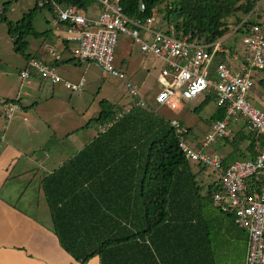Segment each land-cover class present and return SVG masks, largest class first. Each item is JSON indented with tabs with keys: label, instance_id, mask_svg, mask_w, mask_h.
I'll return each mask as SVG.
<instances>
[{
	"label": "trees",
	"instance_id": "trees-1",
	"mask_svg": "<svg viewBox=\"0 0 264 264\" xmlns=\"http://www.w3.org/2000/svg\"><path fill=\"white\" fill-rule=\"evenodd\" d=\"M140 2L145 4L143 12ZM162 2L164 14L161 20L157 18L161 28L172 29L179 38L186 36L189 41L204 43L224 37L231 30L228 18L233 15L234 33L243 35L251 24L262 25L258 21L264 14L256 13L255 20L246 18L254 12L250 13L255 6L251 0H120L124 13L130 16L161 13ZM52 3L87 11L89 0H46L43 5L36 0L14 22L4 10L0 12L13 50L23 54L26 63L36 58L27 53L26 37L39 38L48 33V29L35 30L34 17L40 8L52 9ZM224 48L221 44L216 58H224ZM61 62L49 61L55 66ZM210 99L215 100L213 94L201 99L193 110L200 111ZM223 115L224 109L217 105L207 123ZM176 120L191 140L190 127ZM92 121L101 126L110 124L40 179L51 232L60 247L79 264L94 256L98 264H216L213 231L221 229L220 215L233 220L211 204V193L218 186L213 182L204 185L200 180L206 168L184 156L171 119L155 114L147 104H131L126 110L102 99L97 115L87 124ZM224 141L231 146L223 156L224 165L255 158L264 142L251 131Z\"/></svg>",
	"mask_w": 264,
	"mask_h": 264
},
{
	"label": "built area",
	"instance_id": "built-area-1",
	"mask_svg": "<svg viewBox=\"0 0 264 264\" xmlns=\"http://www.w3.org/2000/svg\"><path fill=\"white\" fill-rule=\"evenodd\" d=\"M44 1H38V5H43ZM96 1L100 10L94 15H84L82 10L70 4L52 3L56 22L63 27L62 41L73 43L72 56L97 66L103 77L126 81V71L113 62L117 36L126 34L139 46L141 53L162 62L158 75L160 89L154 97L156 103L165 104L172 98L191 101L196 97L204 99L209 94L214 95L216 104L224 109L223 118L211 122L208 131L197 142L186 137V129L176 119H171L170 124L184 156L215 174L212 182L218 189L211 193V204L230 214L234 224L247 233L245 264H264V142L255 158L236 160L228 165H224L222 155L207 150L212 143L225 138L232 140L230 124L240 119L245 120L249 131L264 140V108L255 106L249 97L253 72L264 71V0H251L255 6L250 13L254 12L246 18L256 11L263 12L262 19L256 20L262 25L251 24L249 32L241 35V44L246 51L236 63L233 62L236 58H216V52L221 50V44L228 36L211 43L196 39L189 41L186 36L177 37L172 29L157 27L154 13L130 16L124 13L120 0ZM139 10H145L143 2L139 3ZM46 49L52 59H59L54 49L50 46ZM223 51L226 53V48ZM31 71L52 84L61 80L57 66L49 61L31 58L19 74L29 79ZM63 84L72 91L81 92L85 78L76 82L63 80ZM126 85L136 96L132 104L145 107L137 86L128 81ZM130 107L127 106L126 110ZM19 108L16 102L8 103L5 117L10 119Z\"/></svg>",
	"mask_w": 264,
	"mask_h": 264
},
{
	"label": "rangeland",
	"instance_id": "rangeland-1",
	"mask_svg": "<svg viewBox=\"0 0 264 264\" xmlns=\"http://www.w3.org/2000/svg\"><path fill=\"white\" fill-rule=\"evenodd\" d=\"M35 2L36 0H0V12L4 10L5 16L14 22L23 13L31 9ZM164 8L165 2H162L160 4L161 13L156 12L155 14L160 20L164 14ZM99 10V3L96 0H89L87 11L82 10L81 13L94 15ZM256 13L261 12L257 11ZM256 13L251 16V19L256 18ZM234 20V15L228 18L231 30L223 37L228 36V38L222 42L225 48L230 50L232 49L231 46L235 49L237 43L241 42V35L232 33ZM54 21L56 19L53 9L40 8L34 17L33 26L36 31L48 29V33L46 36L39 38L27 36L26 40L28 41L27 53L33 54L40 44L51 43L54 50L63 58L57 66V72L61 80L55 84L39 75L31 76L29 79L20 76L19 71L26 67L25 56L13 50L12 38L7 33V25L5 22H0L1 88H4L3 84H5L4 78L6 76V88L5 91L1 89V92H4L2 93L3 96L9 97L15 95L19 89L18 96L23 104H27L25 109H21L20 106L12 114L14 116L11 122L17 121L20 124L15 132L14 140L18 142L23 150H26L25 153L36 154L39 162L38 166L32 165L33 168L28 164L30 168L28 167L29 169L25 171L27 168H25L26 160H24V164L21 162L20 167L15 171V173H18L19 168L23 167L21 178L16 177L15 181L26 186L24 196L15 203L26 215L38 221L50 231L52 221L40 187V178L75 154L89 141L95 131L101 129L99 123L92 121L89 125L87 124L91 118L97 115L100 100L107 99L115 103L118 109L126 108L128 104L136 100V96H133L128 90L126 85V81H128L137 86L139 93L151 111L159 116H164L166 119L180 120L184 125L190 127L192 134L199 138L208 131L207 119L209 120L217 107L216 101L210 99L200 111L195 112L193 108L199 104L201 97H196L191 101L172 98L165 104L156 103L154 97L160 89L158 75L162 62L151 55L141 53L139 46L133 39L123 33L117 36L113 49V62L127 72L126 81L111 76L103 77L100 69L92 63L78 62L76 59L68 61V57H73L70 53L74 49L73 43H68L69 48L66 50L60 36L56 37L51 34L50 28ZM156 26L159 27L158 24ZM81 77L85 78V85L81 92L72 91L63 84V80L76 82ZM253 88L250 93L255 89ZM12 90L14 93H12ZM24 91L27 94H24ZM5 111V105L0 104L1 126L9 121L4 119ZM21 115H24V119L27 120H22ZM31 120H35L33 127H29ZM235 126H239V123L234 124L233 127ZM10 133H13V131H10ZM224 142H221L220 148L227 146V151H230V144ZM2 143L0 141V146ZM214 147L216 148V144H212L207 150H214ZM219 150L222 152H220V155L227 153V151L223 152V149ZM44 151L50 157L45 161H43ZM214 177L215 174L207 168L199 176L204 185L212 182ZM220 221H222L221 229L214 230L212 234L215 263L244 264L247 250V233L235 225L234 222L232 223L229 216L220 215ZM65 255L72 261V264H79L68 253ZM85 264H98V259L94 256Z\"/></svg>",
	"mask_w": 264,
	"mask_h": 264
},
{
	"label": "crops",
	"instance_id": "crops-1",
	"mask_svg": "<svg viewBox=\"0 0 264 264\" xmlns=\"http://www.w3.org/2000/svg\"><path fill=\"white\" fill-rule=\"evenodd\" d=\"M50 32L56 37L60 36V39L63 40L62 24L54 21L51 25ZM63 44V47L67 50L69 48V45L64 41ZM52 45L53 44L51 43L40 44L35 52L31 54V56H35L36 58L44 61L55 60L48 55V51L46 49L47 46H50V48L54 49ZM237 46L235 47V49L233 48L234 50L226 48L227 51L225 53V56L228 59L236 58L233 61L234 63H236L237 60L242 59L246 51L241 42L237 43ZM58 56V60L62 61L63 58L61 57V55L58 54ZM120 68L122 69V67ZM36 75L37 73L33 71L32 76L35 77ZM4 79V88H1L0 85V104L5 105V108H7L8 104L4 101L6 99H15L17 100L16 103L21 106V109H25L27 104H23L21 98L18 96L19 89L17 90L15 95L12 94L13 96H3L2 93L4 92H1V89L5 91L6 76ZM252 80V88L254 87L255 89L253 88L254 90L252 93H250L249 91V97L255 106L264 108V71H254L252 74ZM12 93H14L13 90ZM23 93L27 94L26 91H24ZM131 104H128L127 106ZM13 116L14 115H12L10 119H7L4 116V119H7L9 121H7L5 125H0V132L2 131V133H0V141L3 142L0 146V264H72V261H70L67 255H65L66 252L58 244L55 235L48 228L42 226L38 221L33 220L28 215H26L23 210L19 208L15 203L16 201L22 199V197L24 196V191H26V186H23V183H17L15 181L16 177L18 179L21 178L23 167L19 168L20 170H18V173H15V171L18 169V167H20L21 162L24 164V160H26L25 168H27L25 171H27L30 166L33 168L32 165L34 164L35 166H38L39 162L36 154L25 153L26 150H23L21 146L18 145V142L14 140L16 136L15 132L20 127V124L17 121L11 122L13 120ZM24 117V115H21L22 120H27L24 119ZM34 122L35 120H31L29 127H33L32 125L34 124ZM236 123H239V126L233 127ZM209 125L210 124L208 123V128ZM230 129V133L234 138L239 136L240 133L247 134L248 132H250L246 127L244 119H240L237 122L230 124ZM10 131H13V133H10ZM98 131L99 129L95 131L94 134H92L91 138H89V141L95 136ZM191 136V141L197 142L200 139L198 136L192 133ZM221 142L222 141L212 143L216 144V148L214 147V150L212 149L211 151L220 154L221 151L219 149H223V152H226L228 148L227 146H223L222 148H220ZM211 145H209L207 149H209ZM243 145L244 143L242 142L241 146ZM43 155V161L50 158L49 154H47L45 151L43 152ZM222 156H224V154H222ZM62 163H60L59 166ZM57 167H55L54 169H56ZM220 222L222 225V221ZM61 258L63 260H60Z\"/></svg>",
	"mask_w": 264,
	"mask_h": 264
}]
</instances>
